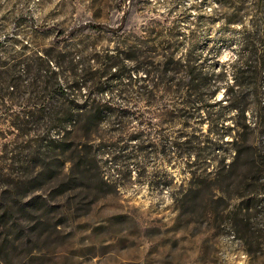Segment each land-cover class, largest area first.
Instances as JSON below:
<instances>
[{
  "label": "rangeland",
  "instance_id": "374dc122",
  "mask_svg": "<svg viewBox=\"0 0 264 264\" xmlns=\"http://www.w3.org/2000/svg\"><path fill=\"white\" fill-rule=\"evenodd\" d=\"M90 1L0 0V264H264V0H105L103 19ZM125 11L121 32L163 27L199 90L167 74L97 94L107 107L91 141L80 131L65 141L83 149L87 175L60 147L35 190L30 160L45 143L35 68L63 48L103 70ZM235 15L243 25L228 23Z\"/></svg>",
  "mask_w": 264,
  "mask_h": 264
},
{
  "label": "trees",
  "instance_id": "16d2710c",
  "mask_svg": "<svg viewBox=\"0 0 264 264\" xmlns=\"http://www.w3.org/2000/svg\"><path fill=\"white\" fill-rule=\"evenodd\" d=\"M124 1L126 2V0ZM90 2L94 17L96 19L106 18V7L103 5L105 0H91ZM127 12H124L119 26L112 29L116 33L117 42L122 47L116 55L109 57L110 63H102L104 65L103 70L89 67L88 58H76L74 53L67 51V49L63 50V48L57 52L58 57L47 54L45 59L47 67L41 64L37 69L35 68L34 80L30 85L35 87L38 94V98L36 97L39 101L38 111L42 116L41 122H43L38 132L39 137L45 141L44 144H40L34 149L35 157L30 160L34 163L31 167L33 175L30 184H33L35 190H39L43 181L47 182L55 175V173H52L53 167H49L46 155L49 154V157H53L51 153L62 147L63 152H71L78 157L82 156L83 149H80L79 145L66 144L65 141L78 131L83 132L87 141H91L104 116L102 109L107 107V104H102L97 100V94L107 93L112 89L124 93L130 89L132 90L138 82H142L140 84L144 85L148 81L152 86L158 85L167 74L171 75L169 85L172 87L176 85L178 90L184 88L196 92L199 90V75L196 66L187 62L183 63L182 59L176 58L174 53L175 43L165 39L168 35L163 27L161 29L156 26L150 29L149 35L146 37H141L135 32L130 34L121 32L125 26V21H127ZM231 22L243 25L242 19L237 18V15L228 19V23ZM158 25L161 26V22ZM91 26L98 29L103 24L93 23ZM96 53L98 54V51ZM98 56L94 55L93 59L98 60ZM125 60H129L133 67L126 66ZM184 69L188 73V81L174 83L177 74ZM236 71L238 74H244L245 72L244 67L240 65L236 66ZM140 72H143L145 76L138 79L136 73ZM126 78L127 81L124 82ZM103 80L106 81L103 82ZM236 81V85L241 88L243 82L238 79ZM88 84H91V86ZM97 85H100V87H97ZM85 86L90 87L84 103L81 104L79 103L80 92ZM91 88L93 89L90 90ZM228 90L234 89L230 88ZM185 104L186 106L192 105L193 101L187 100ZM244 111L245 109L241 110L242 113ZM24 116L27 117L25 122H30L31 117L34 116V111L24 112ZM44 116H50L51 119L45 120ZM51 128L54 133L50 132ZM82 158L79 157L72 167L76 168L77 173L82 178H85L87 175V169L85 168L88 163L83 162ZM72 181L74 179L67 181L64 188ZM38 204L39 201L34 199L24 206L35 207ZM2 208L0 207V209ZM6 216L7 211L5 210L0 216V221L5 219Z\"/></svg>",
  "mask_w": 264,
  "mask_h": 264
}]
</instances>
